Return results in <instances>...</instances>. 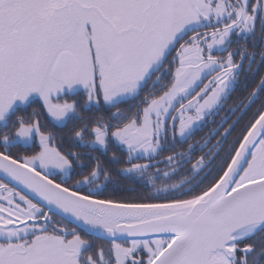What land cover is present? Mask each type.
I'll return each mask as SVG.
<instances>
[{
    "label": "snow or ice",
    "instance_id": "1",
    "mask_svg": "<svg viewBox=\"0 0 264 264\" xmlns=\"http://www.w3.org/2000/svg\"><path fill=\"white\" fill-rule=\"evenodd\" d=\"M257 22L264 0H0V264H264V105L222 158L243 101L215 119Z\"/></svg>",
    "mask_w": 264,
    "mask_h": 264
},
{
    "label": "trees",
    "instance_id": "2",
    "mask_svg": "<svg viewBox=\"0 0 264 264\" xmlns=\"http://www.w3.org/2000/svg\"><path fill=\"white\" fill-rule=\"evenodd\" d=\"M232 40H233V43L230 49L232 51H237L238 49L246 48L248 52L255 51L259 53V51L264 49V41L261 40V34L259 32V22H257V37L255 38V47H254V40L252 38L243 39V38L237 37L236 35H233ZM213 54L217 56H225V57L227 56V52L213 53ZM234 59L239 61L240 60L239 54L236 55ZM263 74H264V63L261 62L258 54L256 56L255 62L251 64V70H249V62L245 60L243 64V70L239 73L238 84L236 85L235 90L231 93L225 105V108L221 110L218 116L215 117L216 121H219L221 116L228 114L227 109L229 107H232L236 104H239L241 101H243V104H240V109L236 112L235 115L231 116V119H229L228 124L225 125V127H228L229 124H233V122L237 120L239 121L238 123L235 124V127L231 131V134L227 137V141L224 144V149L221 150V158L224 156V153L227 151L228 145H230L238 136L241 135V133L245 130L246 126L249 124V121L252 119L253 115L257 112V110L261 109V105H264V93H260V95L255 99V101L251 103L250 107L244 110V105L248 104L247 98L249 94L253 91L256 85L260 82ZM63 98L64 97H62V100ZM67 98H68L67 100L69 101L77 100L79 102V104L81 105V108L79 109V111L81 112L82 115L84 116L92 115L91 112L84 110V108L82 107L86 99L85 93L81 91L80 94L70 95ZM41 105H42V102L38 101L37 103L33 104L30 108H28L27 111L30 113L33 108L39 109L41 112L39 120L42 126V130L54 132L56 143L58 144V146L62 148V150L73 148L72 140L69 137V129L72 127V122H69V125L67 128L57 126L52 121V119L47 115V113L43 110ZM212 127H215V125L209 123L207 127H204L202 129V131H198L196 133V136L194 137V139H200ZM73 150H76V149H73ZM111 151H116L117 155L126 156V153H121L118 149L114 147L110 149L109 155L111 154ZM164 155H167V153H165ZM197 155H199V153H197ZM160 166L163 167V165H160ZM110 167L116 168V167H120V165H110ZM56 179L59 182V178L56 177ZM128 188H135L136 193L128 192L127 191ZM149 191H151V189L144 187L141 183L135 180L120 178V186L116 187L114 185H109L107 191L105 192V195L107 196L115 192L116 197L119 198V197H124V196H132V195H135L141 192L146 194ZM97 242H99V244L105 243L104 241H97Z\"/></svg>",
    "mask_w": 264,
    "mask_h": 264
},
{
    "label": "rangeland",
    "instance_id": "3",
    "mask_svg": "<svg viewBox=\"0 0 264 264\" xmlns=\"http://www.w3.org/2000/svg\"><path fill=\"white\" fill-rule=\"evenodd\" d=\"M206 82H207V79H205V83H206ZM201 86H202V85H201ZM68 96H70V95H68ZM68 96H64L63 99H65V98L68 99V98H67ZM61 102H62V101H61ZM89 239H91V238H89ZM97 244H99V242H97ZM101 244H103V243H101Z\"/></svg>",
    "mask_w": 264,
    "mask_h": 264
},
{
    "label": "flooded vegetation",
    "instance_id": "4",
    "mask_svg": "<svg viewBox=\"0 0 264 264\" xmlns=\"http://www.w3.org/2000/svg\"><path fill=\"white\" fill-rule=\"evenodd\" d=\"M264 75V74H263ZM93 251H95V249H93Z\"/></svg>",
    "mask_w": 264,
    "mask_h": 264
},
{
    "label": "water",
    "instance_id": "5",
    "mask_svg": "<svg viewBox=\"0 0 264 264\" xmlns=\"http://www.w3.org/2000/svg\"><path fill=\"white\" fill-rule=\"evenodd\" d=\"M262 77H264V75Z\"/></svg>",
    "mask_w": 264,
    "mask_h": 264
}]
</instances>
